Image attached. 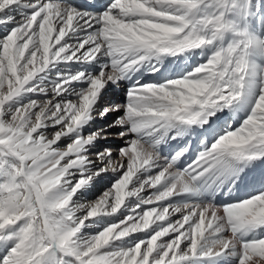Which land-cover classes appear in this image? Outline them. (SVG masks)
<instances>
[{"label": "snow or ice", "instance_id": "snow-or-ice-1", "mask_svg": "<svg viewBox=\"0 0 264 264\" xmlns=\"http://www.w3.org/2000/svg\"><path fill=\"white\" fill-rule=\"evenodd\" d=\"M253 7L0 0V264H264V190L217 202L264 189ZM181 56L194 67L169 78ZM110 129L115 156L97 149Z\"/></svg>", "mask_w": 264, "mask_h": 264}, {"label": "rangeland", "instance_id": "rangeland-1", "mask_svg": "<svg viewBox=\"0 0 264 264\" xmlns=\"http://www.w3.org/2000/svg\"><path fill=\"white\" fill-rule=\"evenodd\" d=\"M251 3L253 5H255V7L252 8V25H253V28L254 29H258L259 26L257 24L256 17L257 16H264V6L256 5V0H251ZM261 3H262V5H264V0H261ZM256 7H259V9H260L259 12L256 11ZM191 63H193V65H191ZM194 64H195V60L192 59V60H190V64L187 65V67H186L185 64L183 65V69H181L180 72H177L176 73V72L170 71L169 72V78H176V76L182 75L186 71H190L192 69V67H194ZM149 79H151V77L144 76L142 82L148 81ZM122 83H125L126 84L127 82H122ZM120 92H122V94H123V90L120 89L118 91V94H116V99L118 100V102H121L122 103V102H124V95H122V98L119 99V95H121ZM112 119H113V117L112 116H109L106 120L97 121V124L100 125V126H102V125L110 122ZM110 130L113 133V135L109 136L108 140H102V141H100L99 144L100 143H102V144L104 143V144H106L105 147H109L110 146L113 149V155L115 156L116 155V152H115L116 148L118 146H120L123 142L121 140H119L114 135L115 132L117 131V129H110ZM68 142L69 141L64 140L61 143V147H64L66 145V143H68ZM94 159H95V157H94ZM108 175L111 176L112 174L109 173ZM99 181L100 180H98L92 187L88 188L85 192H83L81 194H78V195L79 196H82L83 200L86 197L87 198L86 201L94 200L95 198H97L101 194V192L104 190V188L110 186V183H111L110 180H101V182H99ZM147 194L148 193H145V195H147ZM175 218L176 217H174L173 219H175ZM102 219H104L107 222H113L115 218L105 217V218H102ZM97 230H98L97 228L93 227V228H89L87 231L88 232H95ZM137 235H142V234H137Z\"/></svg>", "mask_w": 264, "mask_h": 264}, {"label": "bare ground", "instance_id": "bare-ground-1", "mask_svg": "<svg viewBox=\"0 0 264 264\" xmlns=\"http://www.w3.org/2000/svg\"><path fill=\"white\" fill-rule=\"evenodd\" d=\"M88 1H89V4L86 5V6H82L81 8L88 9L90 3L95 4L97 6V8H99L100 6L105 5V4H107V3L110 2V0H97L96 3L95 2L93 3L90 0H88ZM70 3H72V0L70 1ZM72 4H74L75 6H77L76 0ZM190 60H192V59L185 60L181 56V57H178V58H169V60H166L165 63L166 64H169L170 65V68L173 70V72H176L177 73V72H180L181 69H183V65L184 64L187 67V65L190 64ZM191 65H193V63H191ZM119 90H120L119 88H116L114 90L115 94H118V91ZM120 94L121 95H119V99H121L122 98V95H123L122 92H120ZM110 132H111V130H110ZM105 145L106 144H104V143L103 144L102 143H100V144L98 143L97 144V149H99L100 151H103L104 148H107V147H105ZM94 157L95 156H93L92 158L94 159ZM251 170L253 171L254 174H258V173L264 171V160L256 161L254 163V165L252 166V169ZM99 182H101V180ZM258 190H264V189H262L261 186L258 185V184H250L249 186L248 185H245L238 192L233 193L229 197H225L223 194L217 196V202L219 203V202H222V201H231V200H236V199H244V198H247L248 196H250L252 194H255ZM76 199H77V201L79 203H83V202L86 201L87 198L85 197L84 200H83L82 196H79L78 195V197ZM221 264H223V262H221ZM232 264H234V261L232 262Z\"/></svg>", "mask_w": 264, "mask_h": 264}]
</instances>
